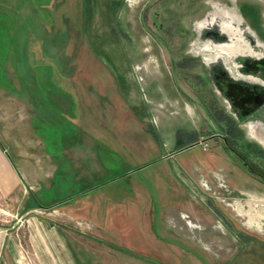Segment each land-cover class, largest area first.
Wrapping results in <instances>:
<instances>
[{"label": "rangeland", "instance_id": "rangeland-1", "mask_svg": "<svg viewBox=\"0 0 264 264\" xmlns=\"http://www.w3.org/2000/svg\"><path fill=\"white\" fill-rule=\"evenodd\" d=\"M224 28L243 41L232 66L205 50L230 46ZM259 43L264 0H0V144L15 164V141L29 167L58 162L31 198L71 215L77 264H264V213L250 211L264 184L209 135L207 67L260 58ZM253 124L236 147L264 156ZM0 210L7 233L19 218Z\"/></svg>", "mask_w": 264, "mask_h": 264}, {"label": "crops", "instance_id": "crops-1", "mask_svg": "<svg viewBox=\"0 0 264 264\" xmlns=\"http://www.w3.org/2000/svg\"><path fill=\"white\" fill-rule=\"evenodd\" d=\"M28 115L30 111H27ZM18 144L14 142L20 165L7 157L4 146L0 144V200L6 202L12 217L19 218L13 229L7 233L0 232V264H77L68 243L75 238L61 224L68 218L72 219L71 215L56 206L60 202L40 205V201L31 198L38 194V190L43 189L46 194V190L51 189L52 184L47 179L58 171V162L46 156L35 159L38 162L36 168L29 167L27 164L34 161L27 158L28 153ZM43 163L49 164L50 171ZM39 171L45 172L43 177ZM252 208L264 213V206L250 207V211ZM48 211H57V214L52 218Z\"/></svg>", "mask_w": 264, "mask_h": 264}, {"label": "flooded vegetation", "instance_id": "flooded-vegetation-1", "mask_svg": "<svg viewBox=\"0 0 264 264\" xmlns=\"http://www.w3.org/2000/svg\"><path fill=\"white\" fill-rule=\"evenodd\" d=\"M236 62V67L230 71L223 67L206 65L212 69L210 83L216 89L214 93L219 96L221 107V109L216 107L217 116L215 115L219 132L209 135L220 139L222 148L230 157L236 158L242 170L264 184V172L260 170L263 174L260 173L248 160L254 157L264 158V156L247 155L236 147V144L240 145L238 137L242 127H247L252 122L260 123L264 127V55L257 59L237 58ZM253 139L262 145L258 140ZM241 145L246 150L250 148L255 150L247 140Z\"/></svg>", "mask_w": 264, "mask_h": 264}, {"label": "bare ground", "instance_id": "bare-ground-1", "mask_svg": "<svg viewBox=\"0 0 264 264\" xmlns=\"http://www.w3.org/2000/svg\"><path fill=\"white\" fill-rule=\"evenodd\" d=\"M224 31L228 32L229 35L231 34L230 46L215 44L212 47L206 46L205 50H207V52L213 54V56H209L208 60L210 61V63L215 64V61H218L223 55H226V58H225L226 61L224 62V65L228 64V65L232 66V65H234V63L231 61V58L235 55V48L237 47V50L240 49V47L243 44L242 43L243 41L240 40V36H239L238 31L237 32L236 31L231 32L232 31L231 28H224ZM253 128H254V132H255L256 137H258L264 143V128H263V126H258L256 124H253ZM237 210L239 212H242L240 207H237ZM251 219H252V221L253 220L256 221L255 217H251Z\"/></svg>", "mask_w": 264, "mask_h": 264}, {"label": "built area", "instance_id": "built-area-1", "mask_svg": "<svg viewBox=\"0 0 264 264\" xmlns=\"http://www.w3.org/2000/svg\"><path fill=\"white\" fill-rule=\"evenodd\" d=\"M0 213H5V212H3V211L0 210Z\"/></svg>", "mask_w": 264, "mask_h": 264}]
</instances>
